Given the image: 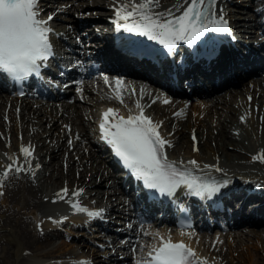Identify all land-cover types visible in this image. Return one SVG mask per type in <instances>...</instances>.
<instances>
[{"label": "bare ground", "instance_id": "obj_1", "mask_svg": "<svg viewBox=\"0 0 264 264\" xmlns=\"http://www.w3.org/2000/svg\"><path fill=\"white\" fill-rule=\"evenodd\" d=\"M167 1H171V3L167 4ZM186 1L187 0H159V3L163 4L168 10L171 8L170 10L173 12L179 9ZM241 2L245 1L241 0ZM94 3L95 7H103L106 4L103 0L91 2V4ZM262 4H260L259 7ZM38 7L39 10L42 11V14L45 13V15L49 14L54 9L56 10L51 20L54 26L58 24L56 20L63 17L61 12L69 8L65 0H39ZM251 7L252 6L248 5L245 13H242L241 16L238 15L242 18L239 19V24H241L240 27L247 25L243 23L249 24L253 22L258 9ZM228 9H231V7ZM168 10L158 12H163L166 15ZM236 11L240 10L238 9ZM111 14L109 15L108 11H104L99 18L104 19L106 17L104 15L116 18L115 14ZM230 17H232V15H230ZM71 19L73 21L75 20L73 17ZM67 24L68 23H63L62 25L65 27ZM250 34L253 35V33ZM112 38V35H106L108 41L112 40ZM135 40L136 38L131 36L128 39L122 38L120 41L134 43ZM109 42L113 44L112 41ZM105 52L111 55L110 57L106 56L109 62L120 63L133 73H141L142 70H147L151 71L150 73L154 75L167 77L168 75L177 76L178 74H188L190 72L186 69L184 71L181 68L179 69V64L183 62L180 53L177 54L171 62H164V65L160 69H157L142 64L140 60L133 58L132 55L129 54L128 56L114 47L106 46ZM226 53L229 54V52L224 51L219 58L216 57L215 63L219 64L222 62ZM193 70L200 73V77L208 79L206 84H204L206 86L210 84L211 77H214L213 68H211L209 64H197L194 66ZM241 74L245 75V73ZM251 80H253V85H255L254 91H249L248 88L241 86L238 89L228 88L224 93L213 94L209 97L212 102L207 110H210L211 114L216 113L215 118L218 116L216 120L211 119L207 121L202 117V110L200 108L197 110L195 106H192V108L196 110L197 117H191L189 113H185V103L181 100L175 106L172 104L166 105L164 103L158 106V103L151 102L149 107L158 109L165 120L163 126L167 133L162 134L158 128L160 135L167 141L175 139L182 148L186 149V152L191 158L198 162L199 171L194 170V172L199 173L197 175L198 177L202 176V174L224 176L225 178L223 180L228 179L230 181L235 176L233 172L229 171L225 172L221 170L217 172L215 167L204 169L203 166L205 164H202L201 158L215 159L217 155H221L229 162L246 159L247 162L252 163L253 161H250V159L254 160L253 155H264V75H260L257 79H255V77H250L244 83L248 81L251 82ZM244 83H241V85H244ZM75 87L79 89L80 85L74 87H72V85L65 86L64 91L70 93L71 101L67 102L65 99H61L59 100L60 106L66 109L65 111L67 113H73L75 118L76 115L77 117L86 116V123L89 124V129H87L86 132L88 135L87 142L90 148L95 150L101 158L108 159L109 156L107 151H109V148H105V145L98 139L99 133L97 134L96 132L95 118L97 119L99 117L100 110H104L106 105H111L114 109H117L121 105L116 104L118 101L106 99L104 96L93 93V90L87 85L83 84L79 91H75ZM213 89L214 88L209 87L207 90L201 87L197 91L207 94L213 92ZM256 90L258 91L259 98H253ZM85 92H87L89 96L85 97ZM114 100L116 99L114 98ZM139 107L141 108L143 105L140 104ZM51 108H56V106ZM218 108H221L222 111L217 112ZM57 111L58 109L55 113H51L50 111H46L45 107H35L33 103H29L28 101L18 103L17 101H13L0 104V129L4 128L8 137H12V148H14H11L9 151L8 161H10V163L6 161V158L0 155V177L3 176L5 165L11 164L13 161H17L19 164V159H21L22 156L25 157L20 151L21 146L18 140L19 130L21 129L18 128L19 122L25 123L24 129L22 130L23 132L32 129V133H29L30 139L28 146H31L32 143L34 144L35 148L33 154L35 157L32 163L33 165L36 163L39 165V167L34 168L24 163V170L21 173L17 174L12 171L7 178L3 179V183L0 186V193H2L0 194V198H2V203L0 204V264H48L44 261L45 256H52L55 254H61L63 256L73 255L75 253L73 248L59 250L57 248H52L50 246L51 242L53 241V237L60 234L61 230L64 228H74L79 224L84 226L87 225V218L62 213L56 215L57 212H53L52 210L62 203L68 204V202H65V199H67V201L72 200L73 197L71 192L78 187L82 189L86 188L90 197H99L101 200V197L104 196L103 194L107 193L106 198H111L108 195L110 190L101 189L99 187L103 185L102 179L104 178V174L102 176L101 169L95 165L93 155L91 152L88 153V151L82 153L85 147H82L76 138L74 139L72 136L68 135V133H71L72 127L70 132H68L66 126H64L65 124L62 123L64 120H59ZM134 111L137 112L139 110L135 109ZM144 112L146 113V109ZM130 113L133 114L126 109L124 115H129ZM138 113L140 114V111ZM243 113L247 118L245 124L240 121L239 116V114ZM258 114H262V118H257L256 116ZM214 121L217 124L210 127V124ZM65 122L68 124L67 119ZM258 124H260V137L259 139L250 141L248 139V132L244 129V126L248 128V126H256ZM214 128L217 129L215 134L212 135V130ZM169 132L170 136H168ZM194 136L200 148H202V146H200L201 141L205 139V137L209 142L211 141V143L214 141V144H205L204 154L202 153L203 157L199 156L196 150H194V147H192ZM69 140L72 141L71 144H69ZM1 146H4L2 141H0V150ZM168 159L172 158L168 157ZM184 165H186V162ZM15 166L17 165H13V168ZM28 167L31 168L29 169ZM219 181H221V179H219ZM244 183L250 184L248 182ZM229 184L230 183H228V185ZM259 187L261 191H264V184H259ZM185 188L186 186L182 185L176 191L182 189V192L185 194L190 193L186 192V190H184ZM63 189L68 190L66 194L61 191ZM226 189L230 190L234 188L232 185V187L229 186ZM61 196H63V199L60 198ZM228 198L229 197H227V199ZM107 202H109V200ZM38 209L45 210L39 217L35 212ZM106 209L113 211V204L111 203ZM114 211L116 216H119V218L122 217L119 210ZM30 213H32L31 219ZM259 213H261V211H259ZM32 220L38 221V223L42 225L39 231L32 228ZM247 229H250L249 226ZM262 230H264V228H262ZM62 231L65 232L66 230L64 229ZM6 233L9 235L14 234V236L17 237L11 241L6 238ZM163 234L165 239L170 238L172 241L181 240L185 242L188 247L195 252L196 259H199V264H264V243L261 238L264 234L257 230L253 234V237L246 242L233 243L232 239L227 237L224 241L223 249H209L206 253L201 251L199 243L197 244L195 241L191 240V238L194 237L192 236L193 233L176 229L171 233L164 232ZM59 238L63 243V247L66 245L71 246L73 243V240L68 238V234H62ZM212 238L213 240L214 238L218 239V236L213 233ZM152 240L156 245H159V237H153ZM22 249L25 251L24 256L19 255V253L23 251ZM104 258L106 260H104ZM116 260L117 253L113 254L107 250L106 254L100 257V254L92 251L91 264H103L105 262L116 264Z\"/></svg>", "mask_w": 264, "mask_h": 264}, {"label": "snow or ice", "instance_id": "obj_2", "mask_svg": "<svg viewBox=\"0 0 264 264\" xmlns=\"http://www.w3.org/2000/svg\"><path fill=\"white\" fill-rule=\"evenodd\" d=\"M38 4L39 0H0V72L15 80H24L38 74L44 62L53 55L49 39L53 29L48 26L53 16L40 19ZM158 6L159 0H139V3L137 0H129L128 3L121 4L115 8L116 28L147 36L149 40L157 41L169 49L177 41L182 40L191 45L208 30L216 32L229 30L223 13L217 14L214 11L215 0H190L179 15H173L170 9L166 15L154 11L153 9ZM107 79L105 77L106 82ZM121 83V80H116L117 85ZM116 98L123 103L121 95L118 94ZM164 103L168 101L165 100ZM117 112V109L108 108L101 114L102 120L99 124L101 139L110 146L124 168L142 180L147 188L157 189L169 196L182 185L194 191L197 196H203L205 193L211 196L219 191L216 184L203 181L193 174V170L199 171L197 161L189 160L186 162L187 166L181 167L185 162L168 159L164 148L170 145V142L161 137L158 131L160 125L145 115L142 108L139 115L130 113L126 118L117 116ZM193 139L195 140V136ZM20 151L25 158L30 155L28 149L24 147H21ZM253 159L264 162V155L254 156ZM13 165L17 166L13 168ZM4 167L0 184L12 171L19 174L24 170V165L18 164L17 161ZM203 167L209 169L215 166ZM215 170L221 171L218 167H215ZM61 191L66 194L68 190ZM72 194L77 195L76 192ZM60 198L63 199V196ZM78 211L85 212L87 209L80 207ZM88 214L96 216L100 213ZM156 235L159 237V245L151 248L146 258H141L137 264H198L193 249L182 241L173 242L159 233ZM79 264L88 262L82 260Z\"/></svg>", "mask_w": 264, "mask_h": 264}, {"label": "rangeland", "instance_id": "obj_3", "mask_svg": "<svg viewBox=\"0 0 264 264\" xmlns=\"http://www.w3.org/2000/svg\"><path fill=\"white\" fill-rule=\"evenodd\" d=\"M66 1V5L69 6L68 10H67V14L68 15H71V14H74V13H80L82 14V16L84 17V15L87 14V16H90V15H93V13L95 12V10H100V11H108L110 12L111 11V5H113L111 2H115L116 0H103L106 4L103 6V7H95V3L94 4H91V2L95 1V0H65ZM122 1H125V0H122ZM86 3V4H85ZM84 7H83V5ZM244 83V82H243ZM246 87L248 88L249 90H252L254 91V85L253 83H244V85L241 83H237L236 84V81H233L231 83H228V84H224L222 85L221 88L223 87H231V88H236L238 89L239 87ZM218 92V91H217ZM221 92V90H220ZM219 92V93H220ZM167 97V96H166ZM168 98V97H167ZM171 99H174V98H171ZM185 99V98H183ZM164 101V100H163ZM43 106H45L46 104H42ZM48 108V106H47ZM218 111H221V108L218 109ZM65 112H62L61 114H64ZM215 114H213L212 116H214ZM70 118L71 117H74L73 116V113L69 115ZM70 118H67V121H70ZM212 118V117H211ZM24 125L25 123H20L19 125V128L21 126V130H19V134H18V140L20 141V144H22L25 139H29V134L28 132L29 131H26V132H23L22 130L24 129ZM87 125V124H86ZM214 130L213 129V134H214ZM0 141L3 142L4 146H1V150H0V155L3 157L5 156L6 154V158H8V155H9V148L11 147V145L13 144L12 142V139L11 137L8 138L7 134H6V130L4 131V128L3 129H0ZM4 133V135H3ZM249 136L251 139H258L260 136H259V132L257 130H255V127H249ZM6 136V137H5ZM27 137V138H26ZM211 143V142H210ZM202 145H205V141L203 143H201ZM212 144V143H211ZM199 147V153L202 154V151L204 149H202ZM173 156H176V157H182L183 155H186V153L180 149H173L172 153H171ZM217 159H219L218 161L220 162H223V164H228L229 166L231 167H235L237 168L236 170H243V165L246 164V162H243V161H232V162H227V160L225 159V157L221 156V155H218L217 156ZM7 161V160H6ZM8 162V161H7ZM256 162H259V161H256ZM94 163L95 165L98 163L97 162V159L95 160V157H94ZM262 166H259L257 168H263L264 170V165L261 164ZM259 170H262V169H259ZM248 174V173H247ZM250 174H253V173H250ZM107 176H109V178H113L114 176L112 174H108ZM1 186V184H0ZM2 203V198H0V204ZM56 210V208L53 210V212ZM36 212V215L39 217L40 214H42L43 212H45V210L43 209H38L35 211ZM52 212V211H51ZM31 214L30 213V219H31ZM34 215V216H36ZM38 223L37 221L34 222V220H32L31 222V226L34 230H39L40 228H38ZM42 227V225L40 226ZM44 229V228H43ZM66 231L64 232L63 231V234H68V238L70 240H73V243L72 245H66L65 247H63V243L61 241V239L59 238L61 236V233L60 234H57L53 237V241L51 242V247L52 248H57L59 250H67L69 248H73L75 253H74V257L71 256L69 258H55V259H48L46 261V263L48 264H69V262L73 263V264H79L80 261H88L90 260V257H91V251L93 250L92 249V246H90L88 243H90V241L88 240H93L95 239L94 237H90L89 239H86V237H84V233L83 234H80L79 232H76L75 230H72V229H67V228H64ZM63 229V230H64ZM42 230V229H41ZM73 231V232H71ZM7 236L6 238L7 239H10L11 241H13V239H15L17 236H14L13 235H9L8 233H6ZM227 234H221V237H224L226 236ZM252 237V235L250 234H243V236H236L235 237V240L234 242H243L245 240H248ZM136 238V237H135ZM262 239L264 240V237H262ZM136 242V241H135ZM219 242H221V239L219 238ZM23 250V249H22ZM24 253L25 251H21L19 253V255L21 256H24ZM14 258V257H13ZM91 264V263H89Z\"/></svg>", "mask_w": 264, "mask_h": 264}]
</instances>
